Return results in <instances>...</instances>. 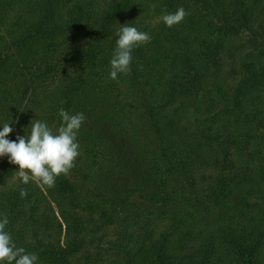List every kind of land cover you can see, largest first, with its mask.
<instances>
[{
	"label": "trees",
	"instance_id": "1",
	"mask_svg": "<svg viewBox=\"0 0 264 264\" xmlns=\"http://www.w3.org/2000/svg\"><path fill=\"white\" fill-rule=\"evenodd\" d=\"M125 25L151 40L112 80ZM61 108L86 120L54 187L0 157V219L36 264H264V0H0V130L55 133Z\"/></svg>",
	"mask_w": 264,
	"mask_h": 264
},
{
	"label": "clouds",
	"instance_id": "2",
	"mask_svg": "<svg viewBox=\"0 0 264 264\" xmlns=\"http://www.w3.org/2000/svg\"><path fill=\"white\" fill-rule=\"evenodd\" d=\"M186 15L181 7L175 13L163 15L162 19L171 28L181 23ZM117 35L119 38L110 61L112 80L117 79L118 73L127 74L131 71L133 49L151 40L147 33L127 25L119 28ZM58 114L62 121L55 133L39 120L31 122L30 134L18 136V142L6 138L13 131L10 124H3L0 130V157L7 156L11 164L19 166L17 175L24 184L31 179L38 185L54 187L56 178L62 174L67 176L75 166L74 161L79 155L76 138L86 116L82 112L70 114L63 108ZM20 195L21 198L25 197L27 190L21 189ZM8 223L6 216L0 219V262L36 264L37 254L26 253L25 248L17 247L10 233L5 231Z\"/></svg>",
	"mask_w": 264,
	"mask_h": 264
},
{
	"label": "rangeland",
	"instance_id": "3",
	"mask_svg": "<svg viewBox=\"0 0 264 264\" xmlns=\"http://www.w3.org/2000/svg\"><path fill=\"white\" fill-rule=\"evenodd\" d=\"M247 80H249V82H252L251 78H248ZM242 81V78H234L232 81V86L235 88L236 86H238V84ZM186 100V99H185ZM195 102V107L198 109L202 108V103L201 102H197L196 100H194ZM56 214V212H52V215ZM219 214V212H216L215 214H211L209 219L212 218H216L217 215ZM116 236V231L114 228L106 226V227H102L98 233L96 234V238H94L95 241H89L82 249H80L79 251L75 252L73 258L77 263H81L83 261L84 255L89 251H94L95 249V245L97 243H99L102 240H106L109 238H113ZM102 244V243H101Z\"/></svg>",
	"mask_w": 264,
	"mask_h": 264
}]
</instances>
